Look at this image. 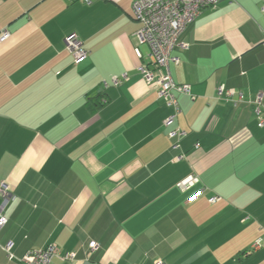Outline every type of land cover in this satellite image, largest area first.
Masks as SVG:
<instances>
[{
    "label": "crops",
    "instance_id": "obj_1",
    "mask_svg": "<svg viewBox=\"0 0 264 264\" xmlns=\"http://www.w3.org/2000/svg\"><path fill=\"white\" fill-rule=\"evenodd\" d=\"M90 1L0 0V264L52 244L77 253L52 264H264V0H220L186 29L170 69L191 93L169 124L139 71L136 0Z\"/></svg>",
    "mask_w": 264,
    "mask_h": 264
},
{
    "label": "built area",
    "instance_id": "obj_2",
    "mask_svg": "<svg viewBox=\"0 0 264 264\" xmlns=\"http://www.w3.org/2000/svg\"><path fill=\"white\" fill-rule=\"evenodd\" d=\"M220 0H136L133 3V13L135 19L140 23V28L136 32V38L139 46L146 45L149 48L148 62L139 66L140 73L149 83H155L158 87V95L164 99L170 107H174L175 115L166 121V124L172 123L174 117L180 112L178 95L190 94V87L187 85H179L175 83L171 74V64L179 61V58L173 55L176 49H185L187 44L182 41V36L186 29L194 23L196 18L208 8H215ZM90 4V0H85ZM264 13V6L262 7ZM10 34L7 30L0 33V41L4 42L9 38ZM66 45L73 54L76 63L84 61L89 51L84 47L81 39L72 34L66 38ZM137 56L142 57L139 47L135 49ZM115 84L119 82L115 80ZM107 85V84H105ZM219 94L225 97H231L234 90L227 89L225 86L219 87ZM242 98V96H241ZM261 98L259 97L256 107L258 117V125L264 126V115L261 110ZM184 135L179 130L170 133L172 139H179ZM176 147H178L176 145ZM182 158V156H181ZM199 179L196 175L187 178L182 186L187 188L198 183ZM202 193L197 192L193 198ZM0 195L3 198V206L11 198L9 186L2 182L0 184ZM218 197L211 199L212 203H216ZM8 219L0 211V232L7 225ZM91 251L97 249L98 244L91 242L89 244ZM260 247V243L256 244L255 249ZM4 249L13 257L11 253L13 244L8 243ZM54 258L62 262L73 261L77 258L76 252L63 254L56 245H49L43 249H35L25 254L21 260L26 264H52ZM155 264H165L158 260Z\"/></svg>",
    "mask_w": 264,
    "mask_h": 264
},
{
    "label": "trees",
    "instance_id": "obj_3",
    "mask_svg": "<svg viewBox=\"0 0 264 264\" xmlns=\"http://www.w3.org/2000/svg\"><path fill=\"white\" fill-rule=\"evenodd\" d=\"M99 105V104H98Z\"/></svg>",
    "mask_w": 264,
    "mask_h": 264
}]
</instances>
